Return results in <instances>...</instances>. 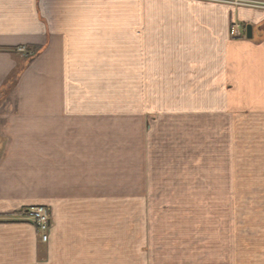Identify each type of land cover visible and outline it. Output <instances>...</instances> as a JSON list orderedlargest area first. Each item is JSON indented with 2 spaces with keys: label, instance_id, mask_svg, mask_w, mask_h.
<instances>
[{
  "label": "crops",
  "instance_id": "0c3cea01",
  "mask_svg": "<svg viewBox=\"0 0 264 264\" xmlns=\"http://www.w3.org/2000/svg\"><path fill=\"white\" fill-rule=\"evenodd\" d=\"M170 203H215L214 264H264V9L0 0V264H175Z\"/></svg>",
  "mask_w": 264,
  "mask_h": 264
},
{
  "label": "rangeland",
  "instance_id": "374dc122",
  "mask_svg": "<svg viewBox=\"0 0 264 264\" xmlns=\"http://www.w3.org/2000/svg\"><path fill=\"white\" fill-rule=\"evenodd\" d=\"M261 3L262 9H264V1H256ZM242 6V5H241ZM171 204V210L174 211H183V212H188L191 217L189 218H184V219H179V218H172V219H167L168 221H175L176 223L182 220L185 223V227L190 228V233L187 231V229L183 230L185 234L183 237H189L191 236V241H190V251H173L172 253L174 254L176 263L175 264H214L213 262V255L214 251L213 248L211 250H203V248H200V242H202L205 239L206 232L208 233L207 237L210 239L209 244H211V247H213V232H214V218L211 217H206L205 211H214L216 209L215 203H170ZM248 203H240L239 206V211H240V216H239V225L240 229L246 228L247 226H255L258 222H261L263 219L261 218H247L246 215V209L248 208L246 205ZM256 205L262 206L263 203H255ZM214 217V216H213ZM164 218L160 219H155L153 222L154 226H160L165 224ZM175 223V224H176ZM198 224L204 225L203 229L201 230H195V227ZM176 225H182L181 222H179ZM244 228V229H245ZM243 229V230H244ZM246 233V230H244ZM199 232V233H196ZM189 235V236H188ZM177 253V254H176ZM180 256H177L179 255ZM202 256H208L207 258H202Z\"/></svg>",
  "mask_w": 264,
  "mask_h": 264
},
{
  "label": "built area",
  "instance_id": "2783aa9c",
  "mask_svg": "<svg viewBox=\"0 0 264 264\" xmlns=\"http://www.w3.org/2000/svg\"><path fill=\"white\" fill-rule=\"evenodd\" d=\"M232 2L235 6H252L256 8H261L262 5L259 2L255 1H249V0H223ZM231 36L235 39L242 38V32L239 29V26L236 24H233L231 26ZM24 219L31 221L37 230V233L40 237V241L42 243L47 242L48 240V232L50 229V213L48 209L44 207H38V208H32L28 210L23 211Z\"/></svg>",
  "mask_w": 264,
  "mask_h": 264
},
{
  "label": "water",
  "instance_id": "95a60500",
  "mask_svg": "<svg viewBox=\"0 0 264 264\" xmlns=\"http://www.w3.org/2000/svg\"><path fill=\"white\" fill-rule=\"evenodd\" d=\"M245 37L246 39L252 38V27L250 25L246 26L245 28Z\"/></svg>",
  "mask_w": 264,
  "mask_h": 264
}]
</instances>
